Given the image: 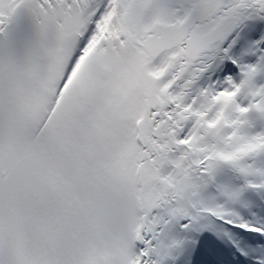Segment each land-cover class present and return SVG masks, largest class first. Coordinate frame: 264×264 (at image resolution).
I'll use <instances>...</instances> for the list:
<instances>
[{
	"label": "snow or ice",
	"instance_id": "obj_1",
	"mask_svg": "<svg viewBox=\"0 0 264 264\" xmlns=\"http://www.w3.org/2000/svg\"><path fill=\"white\" fill-rule=\"evenodd\" d=\"M0 264H264V0H0Z\"/></svg>",
	"mask_w": 264,
	"mask_h": 264
}]
</instances>
